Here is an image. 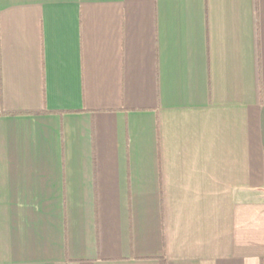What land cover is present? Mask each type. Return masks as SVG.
<instances>
[{
    "label": "crops",
    "instance_id": "0c3cea01",
    "mask_svg": "<svg viewBox=\"0 0 264 264\" xmlns=\"http://www.w3.org/2000/svg\"><path fill=\"white\" fill-rule=\"evenodd\" d=\"M0 264H264V0H0Z\"/></svg>",
    "mask_w": 264,
    "mask_h": 264
}]
</instances>
